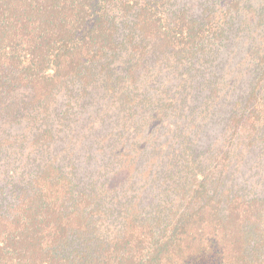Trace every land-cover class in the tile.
Returning a JSON list of instances; mask_svg holds the SVG:
<instances>
[{
    "label": "trees",
    "instance_id": "obj_1",
    "mask_svg": "<svg viewBox=\"0 0 264 264\" xmlns=\"http://www.w3.org/2000/svg\"><path fill=\"white\" fill-rule=\"evenodd\" d=\"M261 162L264 0H0V264H264Z\"/></svg>",
    "mask_w": 264,
    "mask_h": 264
},
{
    "label": "rangeland",
    "instance_id": "obj_2",
    "mask_svg": "<svg viewBox=\"0 0 264 264\" xmlns=\"http://www.w3.org/2000/svg\"><path fill=\"white\" fill-rule=\"evenodd\" d=\"M258 168H256V171L258 172L257 180L260 183H264V162L258 163L256 165ZM260 176H262V179H260Z\"/></svg>",
    "mask_w": 264,
    "mask_h": 264
}]
</instances>
